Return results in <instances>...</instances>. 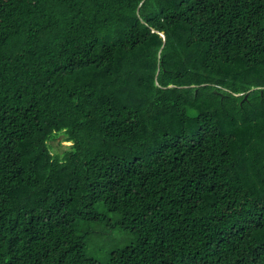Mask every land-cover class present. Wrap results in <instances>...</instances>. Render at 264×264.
<instances>
[{"label": "trees", "instance_id": "obj_1", "mask_svg": "<svg viewBox=\"0 0 264 264\" xmlns=\"http://www.w3.org/2000/svg\"><path fill=\"white\" fill-rule=\"evenodd\" d=\"M0 264H264V0H0Z\"/></svg>", "mask_w": 264, "mask_h": 264}, {"label": "rangeland", "instance_id": "obj_2", "mask_svg": "<svg viewBox=\"0 0 264 264\" xmlns=\"http://www.w3.org/2000/svg\"><path fill=\"white\" fill-rule=\"evenodd\" d=\"M70 144L71 142L63 140L62 136L50 141L53 153H62ZM99 210L105 215V218L82 224V230L86 232L88 256L107 263L112 251L131 243L134 236L131 232L121 227L112 226L107 220L108 215L104 207H100Z\"/></svg>", "mask_w": 264, "mask_h": 264}]
</instances>
